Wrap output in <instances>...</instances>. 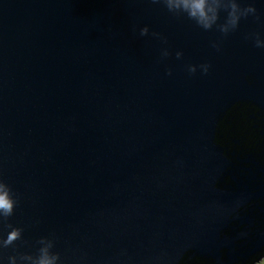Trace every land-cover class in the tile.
Masks as SVG:
<instances>
[{
	"label": "water",
	"instance_id": "1",
	"mask_svg": "<svg viewBox=\"0 0 264 264\" xmlns=\"http://www.w3.org/2000/svg\"><path fill=\"white\" fill-rule=\"evenodd\" d=\"M231 3L256 9L234 31ZM209 6L205 30L162 0H0V264L264 256V0Z\"/></svg>",
	"mask_w": 264,
	"mask_h": 264
},
{
	"label": "clouds",
	"instance_id": "2",
	"mask_svg": "<svg viewBox=\"0 0 264 264\" xmlns=\"http://www.w3.org/2000/svg\"><path fill=\"white\" fill-rule=\"evenodd\" d=\"M154 3L161 2V0H153ZM163 4L166 6L167 10L176 16L186 14L188 19L193 20L196 24L205 30L213 28V25L217 24L220 19V9H213L209 6V0H162ZM238 5L236 3H231L230 7H226L223 11L227 12L226 21L231 24L232 31H234L241 20V18H246L247 13H256V9L253 6H248L245 9L243 16L236 15ZM212 13V15H209ZM219 31L225 35L229 33L227 28L220 26ZM149 32L148 27H144L140 30V35L145 36ZM153 35H159L153 33ZM259 38H257L258 40ZM215 46V45H214ZM259 47L258 44H256ZM164 56L169 55L167 50L163 52ZM182 53L177 52L176 56L179 58ZM204 73L207 74L209 70V65L204 64ZM194 71V70H193ZM15 202L6 194H0V212L3 213L4 217H11L13 215ZM22 239V230L19 228H13L6 237L3 238L4 246L12 245L14 242ZM42 255L37 260V264H54V261L58 258L56 256H48L46 250H41Z\"/></svg>",
	"mask_w": 264,
	"mask_h": 264
},
{
	"label": "rangeland",
	"instance_id": "3",
	"mask_svg": "<svg viewBox=\"0 0 264 264\" xmlns=\"http://www.w3.org/2000/svg\"><path fill=\"white\" fill-rule=\"evenodd\" d=\"M253 264H264V257H260V259L255 261Z\"/></svg>",
	"mask_w": 264,
	"mask_h": 264
},
{
	"label": "flooded vegetation",
	"instance_id": "4",
	"mask_svg": "<svg viewBox=\"0 0 264 264\" xmlns=\"http://www.w3.org/2000/svg\"><path fill=\"white\" fill-rule=\"evenodd\" d=\"M259 258H260V257H259ZM254 262H255V261H254ZM254 262H253V263H254ZM253 263H252V264H253Z\"/></svg>",
	"mask_w": 264,
	"mask_h": 264
},
{
	"label": "trees",
	"instance_id": "5",
	"mask_svg": "<svg viewBox=\"0 0 264 264\" xmlns=\"http://www.w3.org/2000/svg\"><path fill=\"white\" fill-rule=\"evenodd\" d=\"M262 257H264V256H262Z\"/></svg>",
	"mask_w": 264,
	"mask_h": 264
}]
</instances>
